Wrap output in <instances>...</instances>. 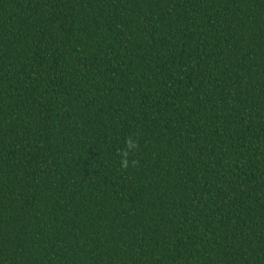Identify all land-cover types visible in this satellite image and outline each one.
<instances>
[{
  "label": "trees",
  "instance_id": "1",
  "mask_svg": "<svg viewBox=\"0 0 264 264\" xmlns=\"http://www.w3.org/2000/svg\"><path fill=\"white\" fill-rule=\"evenodd\" d=\"M0 264H264V0H0Z\"/></svg>",
  "mask_w": 264,
  "mask_h": 264
},
{
  "label": "clouds",
  "instance_id": "2",
  "mask_svg": "<svg viewBox=\"0 0 264 264\" xmlns=\"http://www.w3.org/2000/svg\"><path fill=\"white\" fill-rule=\"evenodd\" d=\"M130 143H131V142H130ZM127 163H128L127 160H123V161H122V165H123L124 167H127Z\"/></svg>",
  "mask_w": 264,
  "mask_h": 264
}]
</instances>
